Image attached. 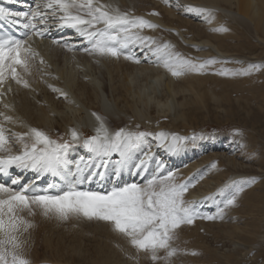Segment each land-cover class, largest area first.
Masks as SVG:
<instances>
[{"label":"snow or ice","instance_id":"6c2138e0","mask_svg":"<svg viewBox=\"0 0 264 264\" xmlns=\"http://www.w3.org/2000/svg\"><path fill=\"white\" fill-rule=\"evenodd\" d=\"M34 5L30 12H13L0 6V20L17 26V31L23 30L21 35L0 32V104L5 110L12 109V105L4 102L12 91L11 82L30 88L27 77L32 76L37 61L42 65L46 63L33 47V42L35 38L43 39L49 35L52 27L75 30L82 42L90 45L82 49L90 55L123 57L139 64L140 56L133 50L139 47L145 59L154 57V62L177 77L186 72H202L218 62L215 58L199 61L186 57L176 51L171 42L161 43L156 37L143 34L144 29L158 28L159 25L142 16L123 12L118 6L103 0H34ZM189 10L211 15L209 9L189 6ZM216 30L227 31L223 27ZM52 43L68 51L76 48L75 44L60 40H53ZM249 67L258 70L260 66L253 64ZM219 74L236 73L220 69ZM244 74L249 73L245 70ZM49 87L67 99L68 94L62 89L53 85ZM93 115L99 126L95 128L94 135L83 141L90 155L87 161L85 157H80L75 163L73 183L67 191L53 195L46 189H39L35 181L21 185L19 177L12 179L10 185L0 183V264H31L25 252V234L32 227L27 216H34L36 209H40L45 216L53 215L61 220L83 217L108 222L115 232L127 238L137 252L148 253L154 264L158 261L170 264L180 251L174 246V241L182 225L192 224L197 218L223 219L225 209L237 203V197L244 189L242 184L233 182L236 184L235 192L222 201L223 206L217 207L216 214L202 215L194 202L185 199L189 187L194 185L179 180L173 171L162 174V164L160 170L144 184L129 183L113 187L106 193L78 190L76 185L83 182L86 168L92 169L88 179L96 175L102 177L99 169L106 168L109 159L116 154L119 156L117 175L125 166H131L139 173L147 167L151 152L150 149L145 151L143 158L134 162L136 150L151 136H155L161 145L168 141L169 134L163 131L156 134L125 128L110 131L101 116ZM16 122V118L7 111H0V173H7L12 166L32 170L38 176L46 173L61 175L65 169L71 171L66 156L68 150L80 141V133L76 129L71 130L70 140L61 141L52 139L40 128L29 127L25 132H16L7 126ZM188 139L172 134L169 149H177L181 142ZM13 144L20 145V150L14 152ZM13 185L20 187L17 189ZM53 187L48 185L49 189ZM222 194H225V188L219 189L216 196ZM205 199L213 200L215 197L210 195Z\"/></svg>","mask_w":264,"mask_h":264},{"label":"rangeland","instance_id":"374dc122","mask_svg":"<svg viewBox=\"0 0 264 264\" xmlns=\"http://www.w3.org/2000/svg\"><path fill=\"white\" fill-rule=\"evenodd\" d=\"M230 17H221L230 35H221L218 43L222 52L227 50V55L221 53L220 57L204 48L207 55H203V60L215 58L218 62L202 72L199 85L196 82L192 86L184 85L189 95L178 91L179 97L173 95L175 101L168 105L170 110L165 107L164 114H155L154 119L129 121L137 131L156 134L164 130L171 140L172 134L190 138L182 142L183 146L203 149L199 168L188 174L171 170L179 180L194 185L189 187L185 199L196 207L203 201V211L198 209L202 215L216 214L217 207L223 206L222 201L235 192L233 182L242 184L244 189L237 203L225 209L223 219L197 218L177 230L174 246L180 251L170 264H264V35ZM201 27L196 30L203 32V40L209 39L211 31L204 25ZM211 40L217 43V39ZM253 64L260 66L258 70L249 67ZM220 69L236 74L220 75ZM245 70L249 74H244ZM87 130L89 136L95 134L93 129ZM57 137L61 141L71 138L62 131ZM226 155L235 160L227 162L223 159ZM221 188H225V194L216 196ZM210 195L215 199L206 200ZM27 218L32 227L25 234V252L31 264H154L148 253L137 252L108 222L83 217L60 220L43 215L40 209ZM243 237L255 241L251 244L253 248L240 246L245 243Z\"/></svg>","mask_w":264,"mask_h":264},{"label":"bare ground","instance_id":"6f19581e","mask_svg":"<svg viewBox=\"0 0 264 264\" xmlns=\"http://www.w3.org/2000/svg\"><path fill=\"white\" fill-rule=\"evenodd\" d=\"M28 1L32 2V6H29ZM103 2L118 6L121 11L128 12L132 16H142L153 21L159 27L144 29L143 34L154 36L161 43L171 42L175 45L176 51L199 61L203 60V55H207L203 52L205 49H209L208 53L213 52L218 56L225 53L222 52L223 48H220L218 43H221V35L229 34V27L227 28L229 32L216 30L222 26L226 27L221 19L222 15L231 16L230 18H234L235 21L255 31H261L264 35V0H103ZM4 4L14 12H30L35 7L34 0H14V2L0 0V6ZM189 6L209 9L211 15L206 16L202 12L190 11ZM137 12H140V15H137ZM153 13H159V15H153ZM202 25L207 27V31H211L212 36L209 39L203 40V32L196 30L202 28ZM212 38L217 39V43L212 41ZM59 39L61 38L55 40ZM79 39L75 30L70 29L69 35L66 36V42L75 44L76 48L74 51H68L61 45L53 44L52 41L35 38L33 47L46 63L42 65L37 61L32 76L27 77L31 84L30 88H24L11 82L12 91L4 98V102L12 105L11 110H5L0 104V111H7L9 115L16 118L15 124L7 125L16 132H25L29 127H36L46 131L54 140H58L59 131L64 132L68 137H71L72 129H76L80 133V141L68 150L66 156L71 171L65 169L59 176L65 183L70 180L73 182L74 165L80 157H85L87 161L90 155L83 146V141L90 137L87 128L93 129L95 132V128L99 126L94 113L103 118L110 131L125 128L136 132V126L129 124L131 118L144 121L149 118L154 119L155 114H164L165 107L170 105L171 100L175 101L173 100L175 98L172 99L173 95L176 94L175 96L179 97V95L177 96L178 91L180 94L189 95V92L185 90L188 87L184 85L192 86L195 82L198 84L199 79L203 80V71L186 72L178 77L171 75L162 65L154 62V57L145 59L139 47L133 49L140 56L139 64L123 57L116 59L90 55L82 50L90 45H84ZM49 85L66 92L67 99L53 91ZM196 93L193 94L196 95ZM181 103L183 102L181 101ZM171 142L170 134L168 141L163 145L156 137H148L141 148L136 150L133 158L134 162H138L143 158V153L150 149L151 159L148 161L147 167L139 173L133 167L125 166L120 168L117 175L119 156L114 154L109 159L107 167L99 169L103 173L102 177L96 175L88 179L92 169L86 168L81 184H85L86 187H102L106 192H109L113 187H122L129 183L144 184L147 179L160 170L161 164L163 165L162 174L171 170L183 171L188 174L199 168L197 165L203 162L202 148H189V146H183L181 142V146L177 149L170 150L168 145ZM14 147V152L20 150V148ZM223 159L227 162L235 160L227 155ZM11 169H15L19 173L14 177H19L21 182L27 178V175H35L40 179H43L44 175L38 176L32 170L16 166H12ZM199 172L202 173L203 169ZM46 175L52 176L50 184L62 192L63 188L53 182V178L57 175L51 173H46ZM31 181L33 179L27 178L25 182L29 184ZM196 195L198 194L196 193ZM197 208L203 211V201L198 202ZM242 240H245V243L240 242L241 247L253 248L251 245L255 244L253 239L243 237ZM238 246L239 244L234 246L233 250L236 251Z\"/></svg>","mask_w":264,"mask_h":264}]
</instances>
